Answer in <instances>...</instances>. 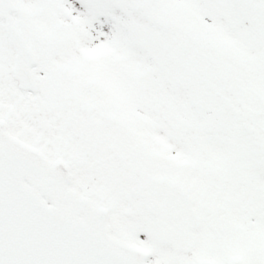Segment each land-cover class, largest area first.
<instances>
[{"label":"snow or ice","instance_id":"6c2138e0","mask_svg":"<svg viewBox=\"0 0 264 264\" xmlns=\"http://www.w3.org/2000/svg\"><path fill=\"white\" fill-rule=\"evenodd\" d=\"M0 264H264V0H0Z\"/></svg>","mask_w":264,"mask_h":264}]
</instances>
